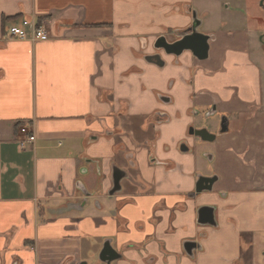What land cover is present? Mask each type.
Instances as JSON below:
<instances>
[{
    "label": "crops",
    "instance_id": "crops-1",
    "mask_svg": "<svg viewBox=\"0 0 264 264\" xmlns=\"http://www.w3.org/2000/svg\"><path fill=\"white\" fill-rule=\"evenodd\" d=\"M213 1L0 0V264H101L104 242L111 264H264V0ZM193 15L205 61L154 48ZM24 20L48 37L3 38ZM190 128L215 135L214 155Z\"/></svg>",
    "mask_w": 264,
    "mask_h": 264
},
{
    "label": "water",
    "instance_id": "water-1",
    "mask_svg": "<svg viewBox=\"0 0 264 264\" xmlns=\"http://www.w3.org/2000/svg\"><path fill=\"white\" fill-rule=\"evenodd\" d=\"M199 26V21L193 15V22L187 33L183 34L179 40L168 43L164 38H159L154 48L162 50L164 54L171 56H179L183 52H189L197 61H205L208 57L209 37L196 31ZM146 61L157 66H162L158 56H150ZM155 61V62H153ZM222 124V123H221ZM221 133L225 132V126L221 128ZM194 136L203 142L212 143L215 140V135L207 132L206 129L193 130ZM215 179L199 178L195 185V192L200 193L209 191ZM197 223L202 226L215 227L213 209L208 207L199 208L197 211ZM119 259L118 254L111 248L109 242H104L102 248L97 256V260L101 264H111L113 261Z\"/></svg>",
    "mask_w": 264,
    "mask_h": 264
},
{
    "label": "rangeland",
    "instance_id": "rangeland-1",
    "mask_svg": "<svg viewBox=\"0 0 264 264\" xmlns=\"http://www.w3.org/2000/svg\"><path fill=\"white\" fill-rule=\"evenodd\" d=\"M208 3H209V7H213L215 6V4L217 3L214 2L213 0H206ZM220 1V4L223 5V7L225 6V3H230L231 5L228 6V11L230 13L232 12H238L240 14H246L244 12V10H240V9H235L234 5H232L231 3V0H219ZM242 1V0H241ZM244 2L247 3V0H243ZM257 1V4L263 2V0H256ZM249 2V0H248ZM263 5H264V2H263ZM258 8V7H257ZM254 10L255 14H262V17L264 16V7L261 8V10L259 11L258 9H255L254 5L252 7V11ZM224 11V9H223ZM257 12V13H256ZM248 13H251L250 11ZM222 14V13H221ZM251 20V19H250ZM260 22V25L261 26H264V21L263 19H260L259 20ZM218 24V22H216ZM252 22L249 21V24H251ZM263 40H264V37H263ZM263 44H264V41H263ZM261 50L264 51V45H263V48L261 47ZM224 95V93H223ZM220 116H223L220 114L219 111H217L214 115L212 116H205L204 114H199L198 115V119H197V124L201 125V126H205L207 127L209 130H213V128L215 127L214 126V122L217 120L218 117ZM197 147H200L202 148L203 150L207 149L208 152H211L213 155L215 154V151H216V141L214 143H204L202 145H197ZM203 166H206L205 162H202ZM207 166L210 167L212 170H214V167H216L213 162L212 163H207ZM83 183L85 182L86 185L88 186V188H95V191H97L96 189L100 187L101 185V182H102V179L101 178H98L97 177V174L96 172L94 173L93 171H89V173L87 175L84 176V178H82L81 180ZM259 249H257L256 252H258ZM257 255H259V258L258 259H255L254 260V263L256 264H260L261 261H262V252L258 253ZM97 256V255H96ZM88 264H92V262H88Z\"/></svg>",
    "mask_w": 264,
    "mask_h": 264
},
{
    "label": "built area",
    "instance_id": "built-area-1",
    "mask_svg": "<svg viewBox=\"0 0 264 264\" xmlns=\"http://www.w3.org/2000/svg\"><path fill=\"white\" fill-rule=\"evenodd\" d=\"M48 37L47 28L44 23H38L36 20H24L20 26L8 27L3 34L5 40H18L37 42ZM19 133L24 137L19 141L22 147L25 143L32 144L35 140L34 134L31 132L28 124H22L19 128Z\"/></svg>",
    "mask_w": 264,
    "mask_h": 264
},
{
    "label": "flooded vegetation",
    "instance_id": "flooded-vegetation-1",
    "mask_svg": "<svg viewBox=\"0 0 264 264\" xmlns=\"http://www.w3.org/2000/svg\"><path fill=\"white\" fill-rule=\"evenodd\" d=\"M187 33V32H186ZM221 121V120H220ZM222 123V124H221ZM225 126V124H223V122L221 121L220 122V124L218 125V127L216 128L217 130L216 131H218V130H221V128L222 127H224ZM193 130L194 129H192V128H190L189 130H188V134H189V136H191V137H195L194 136V133H193ZM197 138V137H196Z\"/></svg>",
    "mask_w": 264,
    "mask_h": 264
},
{
    "label": "trees",
    "instance_id": "trees-1",
    "mask_svg": "<svg viewBox=\"0 0 264 264\" xmlns=\"http://www.w3.org/2000/svg\"><path fill=\"white\" fill-rule=\"evenodd\" d=\"M39 23V22H38Z\"/></svg>",
    "mask_w": 264,
    "mask_h": 264
}]
</instances>
